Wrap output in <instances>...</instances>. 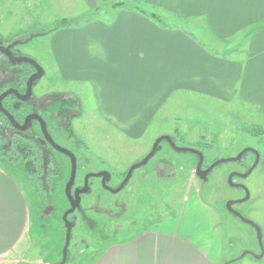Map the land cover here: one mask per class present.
I'll use <instances>...</instances> for the list:
<instances>
[{
    "label": "crops",
    "instance_id": "crops-1",
    "mask_svg": "<svg viewBox=\"0 0 264 264\" xmlns=\"http://www.w3.org/2000/svg\"><path fill=\"white\" fill-rule=\"evenodd\" d=\"M99 1L123 0L72 3L94 10ZM132 1L104 19L53 31L49 40L57 82L91 89L100 123L136 141L155 120L164 122L159 115L171 99L183 96L236 101L264 114V0H142V7ZM151 14H171L181 24L171 28ZM239 37L241 44L233 45ZM221 44L228 48L218 49ZM201 205L195 196L186 200L173 218L108 243L85 264H224L210 219L194 218L197 210L203 213ZM30 214L20 184L0 164V264L24 262L31 248Z\"/></svg>",
    "mask_w": 264,
    "mask_h": 264
},
{
    "label": "rangeland",
    "instance_id": "rangeland-1",
    "mask_svg": "<svg viewBox=\"0 0 264 264\" xmlns=\"http://www.w3.org/2000/svg\"><path fill=\"white\" fill-rule=\"evenodd\" d=\"M5 1L7 2V0H4V3ZM72 1L9 0L7 2L9 4V11L8 13L5 12V15L9 16L10 19L5 22L6 28H32L38 31V33H42L48 29H52L54 23L62 19L63 15L69 18L72 17L73 19L81 18L78 21L104 19L110 16L109 13H112V5L118 3V1H99L97 8L92 10L85 7L82 3L76 2L73 4ZM123 2H126V5L133 3L132 0H123ZM61 5L65 7L62 8L63 6ZM142 5H144V2L138 0L137 6L142 7ZM145 8H148V6ZM160 19H163L164 25L166 23L171 28H177L181 24L180 20L175 19L171 14H164L163 17L160 16ZM182 23L185 25V21H182ZM185 29L191 33H196L193 28ZM52 32L34 39L36 43L41 44L40 55L38 57L42 67L46 70L41 85L51 75L55 74L59 78L48 47ZM242 41L239 37L237 40L232 41V44H241ZM217 47L218 49L228 48L222 44ZM58 82L59 90H68L70 94L78 93L76 97L81 102L83 116L76 123H79L77 126H84V131L82 129L81 131L86 133L87 137L90 138L91 143L94 145L95 155L101 154L111 159H118L122 163V168L135 158L142 157L149 150L153 143L152 140H154L156 135L163 132H169L170 135H173L175 129L177 131L175 138L178 141L179 147H199L205 154V164L207 165L219 159L231 156L235 157L244 146H254L262 154L264 152V114H258L256 111L251 110L249 106L240 102L235 101L232 104H224L206 97L183 96L180 103L177 98H173L159 115L164 122L160 124L158 120H153L154 122L151 123L145 136L133 141L124 138L119 131L99 122L97 104L91 89L83 90L84 87L82 88L81 86L83 85L81 84L63 83L59 80ZM251 130L256 132V135L253 136L250 132ZM104 146L106 148L103 149ZM90 155H92V159H95L93 154ZM167 155L170 159H175L172 157V154L167 153ZM177 156L176 159L183 162H178L177 164H183V166L175 165L174 172H177V174L181 173L182 177L175 183L164 182L162 180V182H159L163 186L162 189H154L155 197L153 203L154 207L156 205L159 212H161L159 213L161 217L164 216L166 218L169 215L170 218H173L175 207L183 201L193 200V195L196 194V199L202 204L203 213L197 210L194 218L203 219V215H205L210 219L219 238L221 250H223V263L264 264V255L259 259L256 258L261 254V249L253 227L243 223L226 210V203L229 200L242 197V192L228 186L227 175L233 170L244 171L251 163V157H248L246 162L242 164L232 162L220 164L213 169L208 180L202 183L198 182V187L194 183L193 187H189L188 177L192 168L191 165L196 161V157L194 154L186 152H180ZM5 169L10 171L20 184L31 213L29 222L31 248L26 252L24 262L21 264H50L59 261L65 241L60 214L65 204L59 197L55 201L56 204L59 203L54 215L48 217L41 216L39 219L37 204L40 200L37 201L36 197L31 195L28 185L12 168L6 167ZM157 181H154V185H156ZM243 182L249 191V200L235 205L233 209L260 228L264 248V164L260 163ZM173 184L176 186L174 187ZM38 197L41 199L40 196ZM162 202H166L169 206L165 212ZM138 213H141V211ZM155 217L157 218L158 216ZM189 226L192 227V223ZM141 230L142 226L140 225L123 226L119 235H116L109 242L108 240L99 241L98 244L92 243L90 237L84 236L91 244L90 249L93 250L95 248V252L92 251L91 254L75 258L74 243L77 242L79 235L82 234L79 232L80 229H76L71 236L68 248L70 258L65 264H85V262L91 259L89 256H96L101 253L108 243L123 238H132ZM246 252L248 254L240 259V256ZM230 261L231 263H229Z\"/></svg>",
    "mask_w": 264,
    "mask_h": 264
},
{
    "label": "flooded vegetation",
    "instance_id": "flooded-vegetation-1",
    "mask_svg": "<svg viewBox=\"0 0 264 264\" xmlns=\"http://www.w3.org/2000/svg\"><path fill=\"white\" fill-rule=\"evenodd\" d=\"M6 3L0 2V135L6 140L9 150H11L12 142L22 139L23 143L31 145L37 156L41 158L40 176L46 185L41 187L42 190L38 194L44 195L42 202L46 203L42 211L45 215L42 216L54 215L59 203L56 204L55 201L59 197L65 204L60 214V221H62L63 215L71 209L72 203L75 204L74 210L66 216V219L73 225L71 236L76 229H80L79 232L82 233L74 243L75 258L91 254L92 251L95 252V248L90 249L91 244L84 236L90 237L92 243L98 244L99 241H110L119 235L123 226L140 225L143 229L149 226L154 219L159 222L163 220L164 216L161 217L158 207L156 205L154 207V189H162L163 186L159 184L162 180L175 183L182 177L181 173L174 172L175 165L183 166V164H177L178 162L183 163L176 159L180 152L171 147L167 141L162 140L158 150L145 165L132 171L130 169L149 155L159 137L169 136L177 148H186L179 147L175 138L176 133L156 135L149 150L142 157L135 158L123 168L118 159H111L101 154L95 155L94 145L90 138L81 131V129L84 131V126H77L79 123H76L83 116L80 100L72 96L68 90H59L55 75L48 77V80L41 85L46 70L42 67L38 57L41 44L34 40L38 37L36 34L41 33L32 28H6L5 22L10 19L5 15V12L9 11V4ZM42 33L49 34L47 31ZM26 59L41 66L44 75L34 81L31 94L23 100L27 93L29 78L37 72L34 65L24 61ZM7 92L10 93L6 94ZM28 117L30 119L29 123L25 125V130H20L18 127H22ZM45 134L66 153L56 150L45 138ZM104 148L106 147L104 146ZM188 149L199 151L203 155L200 172L206 171L215 162L205 164V154L197 146L188 147ZM244 149H253L258 153L259 160L254 170L260 163L264 164V152L262 154L254 146H244L236 156ZM165 151L167 152L165 153ZM159 153L161 154L159 155ZM167 153L172 154L175 159H170ZM186 153L194 154L196 157L188 177L189 187H193L195 184L198 187V182L202 183L208 180L215 167L207 176H203L197 171L199 155L192 152ZM90 154L95 156L96 162ZM155 157L157 158L155 159ZM248 157H251L248 167L242 172L231 171L227 175V180L230 174L235 173L236 175L232 178L233 183L246 188L243 180L247 177L241 178L237 174H244L251 168L256 160V153L247 151L241 156L240 161L232 162L242 164ZM72 172L74 177L70 181ZM127 175L128 179L123 183ZM155 180H158L156 185H154ZM67 187L69 188L68 193H66ZM235 189L242 192V197L233 199V201L245 197V192L241 187ZM162 203L165 212L169 206L166 202ZM237 204H233L232 207ZM139 211L141 213H138ZM62 225L65 233V226ZM251 227H253L257 238L255 227ZM260 233L261 244L259 242L258 244L261 254L256 258H261L264 255L261 230ZM66 258L67 262L70 258L68 251ZM61 261L62 256L59 261L50 264H57Z\"/></svg>",
    "mask_w": 264,
    "mask_h": 264
},
{
    "label": "water",
    "instance_id": "water-1",
    "mask_svg": "<svg viewBox=\"0 0 264 264\" xmlns=\"http://www.w3.org/2000/svg\"><path fill=\"white\" fill-rule=\"evenodd\" d=\"M44 33H41V34H36V36H43ZM26 62H30L32 65H34L37 69V72L32 75L30 78H29V81L27 83V93L25 95V97L23 98V100L27 99V97L31 94V88H32V85L34 83L35 80H38L40 79L43 75H44V71H43V68L41 66H39L36 62L34 61H31L29 59H26L24 60ZM10 92H7L6 94H8ZM5 95V94H4ZM3 95V96H4ZM2 96V97H3ZM1 97V98H2ZM11 120L12 118L7 114L5 113ZM29 117L26 119L25 121V124L22 126V127H18L20 130H25L26 128V124L29 123ZM45 138L51 143V145L56 149L58 150L59 152H62V153H66V151L64 149H60L57 145H55L51 139H49V137L47 136V134H45ZM162 140H165L167 141L171 147H173L176 151L178 152H192V153H197L199 155V163L197 165V171L198 173L202 174L203 176H207L208 173L216 166H218L219 164H222V163H227V162H238L240 161V158L241 156L247 152V151H253L256 153V160L254 162V164L251 166V168L244 174H237L239 177L241 178H246L248 177L252 171L254 170V168L256 167L257 163H258V160H259V157H258V153L253 150V149H244L242 152H240L236 157L234 158H228V159H220V160H217L215 161L211 166H209V168L206 170V171H203V172H200V167H201V164H202V160H203V155L199 152V151H194L192 149H188V148H177L171 141V138L169 136H162V137H159L155 144L153 145V148L151 150V152L149 153V155L147 157H145V159H143L141 162H139L138 164L134 165L131 167L130 171H132L133 169L135 168H138V167H141L143 165L146 164V162L154 155V153L158 150L159 148V143L162 141ZM74 166H73V171H74ZM130 174V172H129ZM236 174L235 173H232L228 176V184L230 187H233V188H236V187H241L244 192H245V197L240 199V200H236V201H233V200H229L227 203H226V210L234 217L238 218L240 221H242L243 223L245 224H249L251 226H254L256 231H257V240L258 242L261 244V233H260V228L255 225L253 222H251L250 220L244 218L239 212L235 211L232 207L233 204H241V203H244V202H247L249 200V191L247 190V188L245 187H242L241 185H237V184H234L233 181H232V178L235 176ZM74 177V174L72 172L71 174V179L70 181L73 179ZM205 178V177H204ZM128 179V175L126 177V179L124 180L123 183H125ZM68 187L66 188V193H68ZM69 195V194H68ZM75 204L72 203V207L70 210H68L64 215H63V218H62V221H63V224L65 226V241H64V246H63V249H62V261L60 263H57V264H65L66 262V257H67V251H68V247L70 245V239H71V230H72V227L73 225L66 219V216L71 213L75 206ZM246 254H248V252L244 253L243 255L240 256V259L243 258ZM239 259V258H238Z\"/></svg>",
    "mask_w": 264,
    "mask_h": 264
},
{
    "label": "trees",
    "instance_id": "trees-1",
    "mask_svg": "<svg viewBox=\"0 0 264 264\" xmlns=\"http://www.w3.org/2000/svg\"><path fill=\"white\" fill-rule=\"evenodd\" d=\"M124 2H118L112 5L113 8H116L117 6L123 5ZM151 16L160 24H162L161 19L156 14H151ZM79 22L77 19H67L62 18L54 23V27L52 29H48L47 33H51L52 31H56L61 28H67L71 26L78 25ZM251 134L254 136L256 135L254 131H250ZM19 141L12 142V146L10 145V149H8V144L6 140L1 137L0 135V164L4 168L10 167L12 168L22 179L23 181L28 185L30 189L31 195L36 197V200L39 201L37 204V207L39 208V216L45 215L42 213L43 208L45 207L46 203L44 204L42 202V196L44 195H38L41 192V187L45 185V182L42 180V177L40 176V170L42 169V160L40 157L37 156L36 152L33 150L31 145L28 143H23L22 139H18ZM10 172V171H9ZM11 173V172H10ZM11 175H13L11 173ZM43 181V185H42ZM42 185V186H41ZM46 186V185H45ZM41 199H39V197Z\"/></svg>",
    "mask_w": 264,
    "mask_h": 264
}]
</instances>
